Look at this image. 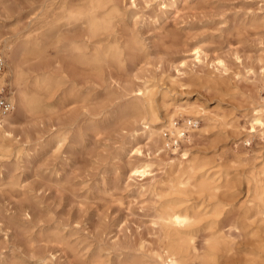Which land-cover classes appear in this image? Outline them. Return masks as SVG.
Returning <instances> with one entry per match:
<instances>
[{
  "label": "rangeland",
  "instance_id": "rangeland-1",
  "mask_svg": "<svg viewBox=\"0 0 264 264\" xmlns=\"http://www.w3.org/2000/svg\"><path fill=\"white\" fill-rule=\"evenodd\" d=\"M117 1L126 13L117 18L115 31L121 40L137 35L144 51L131 52L122 66L104 67L101 75L77 69V74L84 71L67 79L63 103L61 93L51 98L58 106L54 112L22 117L21 127L30 136L28 154L18 165L15 159L6 163L5 178L0 174V255L7 261L133 264L134 256H145L155 264L163 231L156 223L159 198L151 186L168 183L158 163L172 155L169 147L157 151L144 136L132 138L140 125L124 112L125 99L119 95L137 76H149L157 90L173 88L182 101H197L224 117L214 130L197 131L190 141H182L181 149L192 147L218 162L237 161L235 167L247 170L246 176L264 164V131L250 136L247 130L254 108L264 103V0H156L149 6L136 0V7L132 0ZM40 4L0 0L4 30H25ZM81 30L69 26L63 32L73 37ZM195 45L203 47L207 59L196 60ZM50 53L51 59L61 55L53 49ZM177 68H184L183 73ZM71 118L75 122L69 126L70 138L58 148L51 133ZM136 148L142 153H135ZM142 161L154 162L153 171L130 177V162ZM17 166L16 181L9 175ZM196 193L192 191V198L198 200ZM233 219L234 213L229 214L221 227L240 240L245 251L222 264H264V248L233 229ZM207 232L202 230L195 239L200 254L207 249ZM188 264L201 263L194 257Z\"/></svg>",
  "mask_w": 264,
  "mask_h": 264
},
{
  "label": "bare ground",
  "instance_id": "bare-ground-1",
  "mask_svg": "<svg viewBox=\"0 0 264 264\" xmlns=\"http://www.w3.org/2000/svg\"><path fill=\"white\" fill-rule=\"evenodd\" d=\"M155 1L145 0V3L149 6ZM131 6H137L136 0H132ZM37 9H40L39 13L25 30L15 27L9 32L4 30L7 26L0 22V50L6 58L5 68L0 72V85L11 87L14 101V110L0 120V174L4 178L6 163L15 159L18 165L21 156L28 154L26 143L30 136L21 127L23 116L40 117L44 112H54L58 106L51 98L61 93L60 103H63V98H66L63 88L68 78L76 76L77 69L101 75L104 67L112 64L120 66L127 56H131V52L137 49L144 51L137 35L121 40L115 31L117 18L124 17L126 13L117 0H41ZM69 26H79L82 30L70 37L63 32ZM52 49L61 55L51 59ZM193 54L200 62L208 58L201 45H195ZM218 64L226 67L223 60H219ZM181 65L185 67L187 63L182 62ZM183 69L177 68L179 75ZM176 82L171 79L172 85ZM156 86L149 76H137L133 86L124 87L119 98L125 99L124 112H128L134 124L140 125L132 133V138L146 137L157 151L169 147V140L164 136L166 131L171 137H178L183 129H187V136L181 140L188 142L197 131L214 130L219 120L224 118L197 101H182L172 93L173 88L161 91ZM253 111L247 129L250 136L258 133L259 129L264 131V103ZM177 117L184 120L179 126L175 121ZM192 119L197 123L202 121L203 125L197 129L186 127ZM74 122L75 119L71 118L56 126L51 133L54 136L53 145L60 148L66 143L70 138L69 126ZM41 141L39 139L38 143ZM169 148L172 157L161 158L158 163L163 164L168 183L151 186V192L159 198L156 223L163 231L161 250L153 255L157 264H188L194 257L201 264H222L224 260L237 258L245 251L243 243L236 241V237L228 235L221 227L225 217L231 213H234L233 229H238L244 239L249 237L258 242L260 250L264 248V164L246 176L247 170L235 167L234 162L237 161H233V165L218 162L204 157L192 147L181 149L179 143ZM135 153H142V150L136 148ZM154 165L152 161L130 162V177H145L153 171ZM19 168L17 166L9 177L17 181L19 176L15 172ZM192 191L200 195L198 200L192 198ZM243 192L246 198L240 201ZM202 230L208 231L205 239L207 249L200 254L195 239ZM132 262L150 264L145 256H134ZM0 264L29 263L23 259L7 261L0 255Z\"/></svg>",
  "mask_w": 264,
  "mask_h": 264
},
{
  "label": "built area",
  "instance_id": "built-area-1",
  "mask_svg": "<svg viewBox=\"0 0 264 264\" xmlns=\"http://www.w3.org/2000/svg\"><path fill=\"white\" fill-rule=\"evenodd\" d=\"M6 58L3 52L0 50V72L5 68ZM14 110V101L11 98V91L8 85H0V120H2L6 115L11 113ZM182 124L181 120H176V125L179 126ZM195 120H189L186 124V127L195 128L198 126ZM188 134L187 129H183L180 132V136L171 137L170 132L166 131L164 136L169 140V147H173L175 144H183L182 138L186 137Z\"/></svg>",
  "mask_w": 264,
  "mask_h": 264
}]
</instances>
